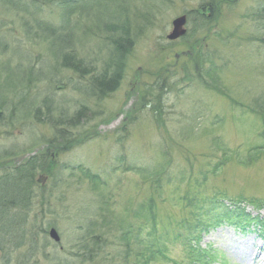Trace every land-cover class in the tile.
I'll list each match as a JSON object with an SVG mask.
<instances>
[{"label": "rangeland", "instance_id": "1", "mask_svg": "<svg viewBox=\"0 0 264 264\" xmlns=\"http://www.w3.org/2000/svg\"><path fill=\"white\" fill-rule=\"evenodd\" d=\"M115 35L127 50L112 71ZM104 73L115 88L101 93ZM0 107V162L47 148L20 161L18 181L0 178V264H135V233L147 256L151 240L163 248L148 264H247L251 252L264 264V209L251 203L264 208V0H0ZM51 145L56 175L40 189ZM214 201L257 220L193 230V207ZM189 234L206 258L192 262Z\"/></svg>", "mask_w": 264, "mask_h": 264}, {"label": "trees", "instance_id": "2", "mask_svg": "<svg viewBox=\"0 0 264 264\" xmlns=\"http://www.w3.org/2000/svg\"><path fill=\"white\" fill-rule=\"evenodd\" d=\"M126 40H127V37H125L123 35H118V36L115 35V37H114V47H115L114 56H115V59H112L113 66H112V68H109V69H112V71H114V69L116 67V63L119 64V67L123 63V54L127 50ZM117 46H118V48H117ZM64 59L66 61L65 66L68 67L69 69L79 71L80 73H82V71L84 70V72L86 73V71H85L86 69L82 68V66L84 65L83 59H81L79 57L77 58L76 55H74L72 53L65 54ZM114 76H116V75H114ZM117 77H118V80H116V81H117V83H119L121 76L117 75ZM93 78H96V81L92 82L91 84L93 86L96 85L98 90L101 93H106V92L111 91L115 88V87H113L114 85L112 84V81H114V79L110 78L109 75L107 76L106 73L97 75ZM84 173L87 174L86 171H84ZM251 203L257 209H260L263 205L258 200H252ZM188 204H189L188 206L192 205V203L189 200H188ZM193 209H195V210L192 211L191 216H192V218H195V220H197L194 227H193V230L196 228H197V230H203V229L206 230L209 227L218 226L219 224H221L223 222H228V224H230L232 226L243 229L246 227V225H248V223L253 222L254 220H257L256 218L252 217L251 213L246 211V208L244 206H240V207L235 206L233 208H230V207H227L225 205V203L222 201L211 202V205L209 207H206L204 205L202 207L200 205H196L195 207H193ZM203 209H206L205 213H202ZM257 222L260 223L261 220H258ZM192 233L193 232H191V234ZM191 234L188 235L189 239L187 240L186 246H187L188 250H190L189 253L192 256V262L206 258V255H208V250H206L202 246L194 245L191 241V237H190ZM130 237L132 238V236H130ZM134 237H135L136 244L138 246L136 247V249H134V247L131 244L128 245L127 254L129 256L130 250H134V251H132L131 254L133 256H135L138 260V261L137 260L135 261V264H148V258L151 257L154 259L155 257L157 258L161 254L164 255V252L162 251L163 248L159 247V249L157 250V248L155 246L157 243L156 239L151 240L148 243V246L150 248V254L147 256L149 251H148L146 242L140 238L139 233H135ZM96 239L97 240H95L93 242V246L95 244H99L98 238H96ZM163 246L164 245H162V247ZM91 248L92 247L87 249V253L89 255L88 257L90 259H93L95 254L98 256V253H94V248H92V249ZM135 250H137V252H135ZM146 251H148V252H146ZM158 251L161 253L160 255H159V253L157 254ZM164 257H166V256H164ZM121 264H129V262L126 261V262H123Z\"/></svg>", "mask_w": 264, "mask_h": 264}, {"label": "flooded vegetation", "instance_id": "3", "mask_svg": "<svg viewBox=\"0 0 264 264\" xmlns=\"http://www.w3.org/2000/svg\"><path fill=\"white\" fill-rule=\"evenodd\" d=\"M51 148H52V150H51V152H50V157H52L51 159L49 158V159H47V160H45V161H42L39 165H41L40 166V170L43 172V173H36L35 174V177L33 178L34 179V181H35V183L39 186V188L40 189H45V185H48L49 183H51V181H52V179L54 178V176L56 175L55 173H54V168H55V166H56V164H55V162H54V159H55V156H56V154H55V152H56V149H55V147L54 146H52L51 145ZM43 149H45V148H43ZM41 158H43V156L41 157ZM38 165V164H37ZM24 164H23V162L20 164V165H18V166H16V168H14L15 169V171H22V169H24ZM14 171V170H13ZM15 174H14V176L17 178V179H20L21 177H22V174L21 175H19L18 176V172H14ZM25 175L27 176L28 174L25 172ZM40 177H42L43 178V180H42V183H41V185L38 183V179L40 178ZM28 178V177H27ZM31 178V177H30ZM9 180H11V179H9ZM7 181V180H6ZM13 192H14V190H12ZM18 191V190H17ZM19 191H21V190H19ZM32 192H33V188L31 187V189H30V193L32 194Z\"/></svg>", "mask_w": 264, "mask_h": 264}, {"label": "bare ground", "instance_id": "4", "mask_svg": "<svg viewBox=\"0 0 264 264\" xmlns=\"http://www.w3.org/2000/svg\"><path fill=\"white\" fill-rule=\"evenodd\" d=\"M0 109L1 110H3L1 107H0ZM2 114H4V113H1V115ZM1 134V133H0ZM21 161V159L18 157V158H16L15 157V159L14 158H9V159H7V160H5V161H1L0 162V165L1 166H3V165H5V162H9V164H14L15 166H18V165H20L22 162H20ZM0 168H2V167H0ZM15 171V169L13 168L12 170H9V169H6V168H2L1 170H0V178H2V180H9V179H14V180H17L18 181V179L14 176V171ZM50 184V183H49ZM2 192H4V187L3 186H1L0 187V194L2 193ZM244 246H247V247H251V248H254L255 249V245H256V243L255 242H251L250 240L249 241H245V242H243L242 243ZM258 249L260 250V251H263L264 250V248L262 247V246H259L258 247ZM241 258L247 263V264H251V263H253V262H255L256 264H259V260L258 259H260V256H255L254 255V253L253 252H251V253H244V254H242L241 255ZM263 261H264V258L262 259Z\"/></svg>", "mask_w": 264, "mask_h": 264}, {"label": "water", "instance_id": "5", "mask_svg": "<svg viewBox=\"0 0 264 264\" xmlns=\"http://www.w3.org/2000/svg\"><path fill=\"white\" fill-rule=\"evenodd\" d=\"M185 23H186V16L185 15L176 18L173 21V30L170 33V35L168 36V38L173 40V39H176V38L186 34V29L184 27ZM51 237H53L56 241L59 240V237L56 234V231H54L53 229L51 231Z\"/></svg>", "mask_w": 264, "mask_h": 264}]
</instances>
